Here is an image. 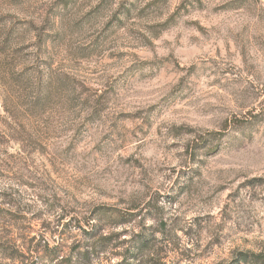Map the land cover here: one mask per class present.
Returning a JSON list of instances; mask_svg holds the SVG:
<instances>
[{"label":"rangeland","instance_id":"1","mask_svg":"<svg viewBox=\"0 0 264 264\" xmlns=\"http://www.w3.org/2000/svg\"><path fill=\"white\" fill-rule=\"evenodd\" d=\"M23 21L0 264L264 253V0H0L16 49Z\"/></svg>","mask_w":264,"mask_h":264},{"label":"trees","instance_id":"2","mask_svg":"<svg viewBox=\"0 0 264 264\" xmlns=\"http://www.w3.org/2000/svg\"><path fill=\"white\" fill-rule=\"evenodd\" d=\"M22 24L24 30L30 34V37L26 39V45L22 49H16L10 29H6L3 24L0 25V79H6L14 86L17 84L15 75H19L25 66L23 61H15V57L19 56L23 50L35 45V42H33L34 38L41 41L40 33H34L36 29L32 21H23ZM210 134L215 133L210 132ZM235 262H240L241 264H264V253L240 252Z\"/></svg>","mask_w":264,"mask_h":264}]
</instances>
